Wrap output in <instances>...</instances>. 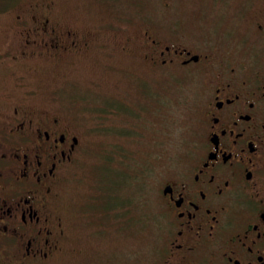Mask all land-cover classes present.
I'll list each match as a JSON object with an SVG mask.
<instances>
[{
	"label": "flooded vegetation",
	"instance_id": "obj_1",
	"mask_svg": "<svg viewBox=\"0 0 264 264\" xmlns=\"http://www.w3.org/2000/svg\"><path fill=\"white\" fill-rule=\"evenodd\" d=\"M213 2L216 40L175 31L167 42L144 32V62L191 67L200 80L191 142L159 171L162 239L146 264H264V0ZM9 16L0 64L11 74L89 45L52 21L49 2L21 4ZM26 94L0 98V264H98L96 254L111 253L112 235L128 224L127 208L93 199L95 214H87L86 201L65 196L81 139Z\"/></svg>",
	"mask_w": 264,
	"mask_h": 264
},
{
	"label": "rangeland",
	"instance_id": "obj_2",
	"mask_svg": "<svg viewBox=\"0 0 264 264\" xmlns=\"http://www.w3.org/2000/svg\"><path fill=\"white\" fill-rule=\"evenodd\" d=\"M28 2H49L52 21L85 35L89 45L59 63L29 61L16 75L0 64V98L29 92V105L58 114L76 128L79 155L65 180V196L76 206L117 200L130 221L122 235H112L111 253L96 254L102 258L98 264H146L162 239L159 171L168 155L174 157L191 142L200 80L191 67L144 62V32L167 42L175 31L216 40L221 10L213 0H0V53L11 35L9 13ZM17 75L23 77L17 80ZM124 128L130 129L127 135ZM123 147L133 153L134 166L148 169H129L128 184L122 183L126 177L118 167L132 164L113 152ZM105 152L114 156L107 170ZM92 208L91 203L87 214H95ZM96 209L102 207L96 204Z\"/></svg>",
	"mask_w": 264,
	"mask_h": 264
},
{
	"label": "trees",
	"instance_id": "obj_3",
	"mask_svg": "<svg viewBox=\"0 0 264 264\" xmlns=\"http://www.w3.org/2000/svg\"><path fill=\"white\" fill-rule=\"evenodd\" d=\"M15 1H17V0H15ZM44 3H48V2H44ZM143 47H144V51L143 52H145V50L147 49L146 48V45H144L143 44ZM117 110V109H116ZM105 115H106V113H105ZM124 131H126V133L124 134V135H127V130H129L130 131V129H123ZM134 137V136H133ZM125 138V137H124ZM114 150V149H113ZM114 152V155H115V157H117V159L119 160V159H121V160H123V161H129L130 162V160L131 159H135L134 158V156H133V153L131 152V150L130 149H126V148H124L123 147V150L122 151H116V150H114L113 151ZM113 152H112V156L110 157V154H109V152H105L104 154H103V158H104V161H106V165L104 166V169L105 170H107V169H110V167L108 166L110 163H114V161H113V159H114V156H113ZM109 154V155H108ZM113 158V159H112ZM122 161V162H123ZM121 162V163H122ZM130 164H132L131 162H130ZM148 166H149V164H147ZM145 166H146V163H145ZM118 167V166H117ZM123 168H120V167H118V169L119 170H121V171H118V172H122V171H124V172H122L124 175H125V177H126V181H124V182H122V183H126L128 180H130V175H131V173L129 174V169H131V170H133V169H135L136 167H138V168H140V170H148V169H145V167H143L142 165L139 167V166H134L133 164L130 166V167H124V166H122ZM134 167V168H133ZM150 167V166H149ZM151 168V167H150ZM126 184H128V183H126ZM102 188V187H101ZM104 191V190H103ZM109 191V190H108ZM111 191H113V194H114V197L117 199V198H119L120 199V197H118L117 195H116V193L114 192V190H111ZM105 193H106V191H104ZM121 201V200H120ZM117 202V200L116 201H112L111 202V204H112V206L113 207H115V205L117 204L116 203ZM110 204V205H111ZM114 204V205H113ZM87 209L88 208H90L91 207V203H89V204H87ZM129 216V215H128ZM127 221H128V224H129V219H127Z\"/></svg>",
	"mask_w": 264,
	"mask_h": 264
}]
</instances>
